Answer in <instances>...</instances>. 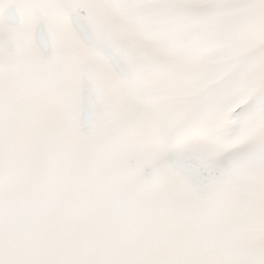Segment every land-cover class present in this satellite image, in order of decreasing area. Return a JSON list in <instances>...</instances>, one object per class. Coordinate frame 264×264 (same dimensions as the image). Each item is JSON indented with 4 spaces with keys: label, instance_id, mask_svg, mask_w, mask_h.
I'll list each match as a JSON object with an SVG mask.
<instances>
[{
    "label": "snow or ice",
    "instance_id": "6c2138e0",
    "mask_svg": "<svg viewBox=\"0 0 264 264\" xmlns=\"http://www.w3.org/2000/svg\"><path fill=\"white\" fill-rule=\"evenodd\" d=\"M0 264H264V0H0Z\"/></svg>",
    "mask_w": 264,
    "mask_h": 264
}]
</instances>
